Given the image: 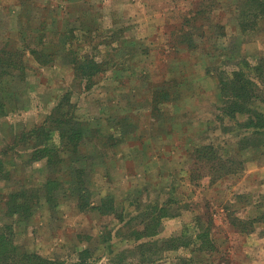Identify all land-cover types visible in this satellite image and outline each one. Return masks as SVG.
<instances>
[{"label":"rangeland","instance_id":"374dc122","mask_svg":"<svg viewBox=\"0 0 264 264\" xmlns=\"http://www.w3.org/2000/svg\"><path fill=\"white\" fill-rule=\"evenodd\" d=\"M238 1L0 0V47L26 48L28 66V83L16 87L25 108L0 109V159L10 169V175L0 169V226H11L20 250L62 264H74L85 249L96 264H177L181 257L194 264H264V145L242 149L246 116H223L218 79L228 61L246 58L254 65L264 56V18L242 31ZM48 13H53L51 22L58 19L61 28H74L78 35L82 16L98 28L89 33L97 35L86 42L89 48L103 37L107 41L97 57L109 61V69L90 88L67 57L44 66L28 49L38 46L40 17ZM188 20L198 32L201 24L214 29L220 20L225 25L224 37L208 34L201 42L205 52H226L227 62L181 46V36L193 30ZM116 37L123 38L121 43L113 41ZM58 40L53 38L55 45ZM168 79L181 82V97L161 105L159 117L151 109L150 88ZM65 94L78 119L101 126L107 140L114 135L110 142L102 139L82 187L91 206L111 197V211L81 208L63 172L29 162L26 144L12 146L15 136L42 123ZM257 106L264 111V103ZM194 142L213 144L219 154L240 163L230 173H225L230 159L226 168L215 160L196 164ZM48 177L67 182L55 185L57 198L40 195L33 198L32 215L12 214L5 194L23 183L36 188ZM42 188L44 194L47 187ZM165 204L171 214L162 218L157 235L137 238L142 218ZM206 228L212 248L201 251L196 232ZM174 237L180 245L164 243Z\"/></svg>","mask_w":264,"mask_h":264},{"label":"trees","instance_id":"16d2710c","mask_svg":"<svg viewBox=\"0 0 264 264\" xmlns=\"http://www.w3.org/2000/svg\"><path fill=\"white\" fill-rule=\"evenodd\" d=\"M236 4L235 10L241 18L239 24L243 31L248 30L251 25L255 26L258 20L264 18V0H239ZM212 12V10L209 11V13ZM52 17L53 13H48L44 14L40 19L38 29L40 40L38 46H26H28L31 54L44 65L52 62L58 55L67 57L70 59V63L73 65L76 76L80 78L82 85L90 88L93 86L94 78L109 69V61L98 58L100 51L102 52L101 48L103 45H108L106 44L107 41H104L103 37L97 43H93V46L89 48L86 46V42L88 40L92 41L97 37L96 34L89 35V33L98 28L94 25L90 26L82 16L79 27L77 28L82 34L78 35L74 28H61L59 26L61 24L60 21L56 19L51 22ZM189 23L193 30L186 33V36H181V39L183 38L181 40L183 43L181 46H185L188 51L205 52L201 38L206 39L211 36L220 38L226 35L225 25L220 20L214 25L217 27L214 29H209L213 27H206L201 24V29L203 30L199 32L197 27L188 20ZM53 24L57 27L55 30L57 32L51 31L52 28L50 25L53 26ZM204 28L207 29L204 30ZM49 31L51 33H48ZM23 33L24 31L22 30L21 34ZM197 33H199L198 40L196 37ZM55 36L59 38L56 45L53 42ZM110 37L112 38L113 34ZM121 39L123 38L116 37L113 41L121 43ZM24 42L26 43V40ZM25 49L21 46H15V44L13 47H7V44L0 47V77L2 80L5 77H10L16 81L26 80L28 66L25 60ZM113 49L116 48L114 47ZM178 49L179 51L182 50V48ZM204 54L209 58L213 56V60L216 56L220 60L224 57L222 61L226 59V52H221L218 55L212 54L211 52H205ZM225 61L227 62V60ZM228 62H230L227 63L229 66L218 74L221 101L223 102L222 114L230 120H235L241 115L246 116L243 122V136L239 140L240 143L244 144L242 149L259 147L264 145V111L257 106L259 103H264V56L258 58V62L254 65L246 58L242 60L232 59ZM180 84L181 82L175 79L155 81L153 84L154 87L150 88L152 91V112L158 113L160 117L163 111L161 105H168L173 100L180 98ZM17 93L18 89H16L15 84L0 83V109L3 110L2 113L22 109L20 106L22 102ZM65 96L42 123L22 132L20 136H15L12 146L16 147L22 143L26 144L28 147L25 149V154H28L29 162H42L43 166L48 169L52 168L63 172L66 175V180L70 184L69 188L72 189L71 194H75L78 197V205L81 208L97 207L104 212L111 211L114 207L111 197L104 198L100 205L94 206L92 204L91 206L90 194L87 193V189L82 187L87 185L84 180V174L89 171L92 165L91 161L100 154L101 145L99 146V144H101L102 139L110 142L114 135L108 134L107 140L105 138L106 136L100 133L101 126L95 125L92 127L90 122L78 119L75 114L76 107L71 101V96H67L66 94ZM93 139L96 142L92 141ZM90 144H93V147L89 149L88 146ZM15 150L24 152V150L18 148ZM191 150H193L192 155L196 164L215 160L220 166L226 168L227 161L230 159V167L225 170V173L235 171V168L240 163V160L237 158L228 159L219 154L213 144L200 145L194 142ZM82 158H86L85 161H82ZM0 169L3 174L10 175V169L5 168L1 159ZM7 177L10 179L9 176ZM66 183L65 178L48 177L41 186L31 188L27 187L26 183H23L19 187L21 188L20 190L11 191L5 194L3 198L8 202L7 204L11 208L12 214L23 215L28 212L30 213L29 215H32L33 198L44 195L48 199L53 200L57 198L55 192L52 191L55 185L58 187L60 184ZM43 186L47 187L44 194L41 193ZM75 189L79 192L76 193ZM167 207L166 204L159 209L157 207L154 212H148L142 218L144 227L143 229L137 230V238L142 239L157 235L162 218L171 214ZM208 237L209 231L207 228L196 232V240L202 239L201 244H199V250H210L212 248V242ZM175 240H178V238H171L164 243L168 245L173 243L175 246L180 245L176 244L174 242ZM91 254L90 249L82 250L79 255V260L74 262V264H96L90 259ZM0 264H62V262L20 250L14 241L11 226L6 225L4 227L0 226ZM177 264H194V261L190 258L181 257Z\"/></svg>","mask_w":264,"mask_h":264},{"label":"crops","instance_id":"0c3cea01","mask_svg":"<svg viewBox=\"0 0 264 264\" xmlns=\"http://www.w3.org/2000/svg\"><path fill=\"white\" fill-rule=\"evenodd\" d=\"M42 16H44V15H42ZM42 16L40 17V19L42 18ZM58 20V19H57ZM39 26H40V23H39ZM243 31V30H242ZM246 31H248V30H246ZM245 31V32H246ZM22 35V34H21ZM25 56H26V53H25ZM58 56H60V55H58ZM57 56V57H58ZM57 57H55V59L52 61V62H50V63H48V64H45V65H49V64H52V63H55L56 62V58ZM36 59V58H35ZM36 61L39 63V64H41V65H44V64H42V63H40L37 59H36ZM44 65V66H45ZM28 80H27V78H26V80H24V81H16V80H14V79H12V78H10V77H5V79H3L2 80V78L0 77V83H5V84H15L16 85V87H18V88H20L21 86H23V85H25V84H27L28 82H27ZM18 94V97L20 98V100H21V96H20V93H17ZM21 102H22V100H21ZM23 103V102H22ZM22 103L20 104V106H21V108L22 109H24L25 107H23V105H22ZM21 109V110H22ZM2 115H4V114H2ZM32 128V127H31ZM31 128H29V129H31Z\"/></svg>","mask_w":264,"mask_h":264}]
</instances>
